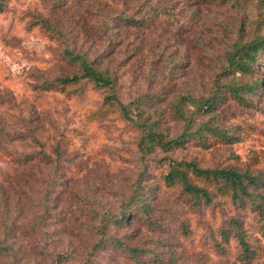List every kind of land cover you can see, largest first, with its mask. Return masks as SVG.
I'll return each mask as SVG.
<instances>
[{"label":"rangeland","instance_id":"rangeland-1","mask_svg":"<svg viewBox=\"0 0 264 264\" xmlns=\"http://www.w3.org/2000/svg\"><path fill=\"white\" fill-rule=\"evenodd\" d=\"M0 6V242L7 248L0 264H264V214L250 202L237 208L221 197L195 206L178 187L165 186L162 167L168 157L250 171L264 182V66L251 76L224 72L236 43L264 37V0H0ZM36 19L56 33L34 25ZM66 47L115 78L133 121L103 104L109 89L88 81L41 91L44 81L79 74L62 56ZM253 79L260 86L242 95L244 103L224 97L232 80ZM215 89L216 116L196 115L188 131L200 122L217 126L234 136L229 143L203 131V145L189 141L171 153L140 155L136 122L178 135L179 99L206 98ZM136 190L147 200L146 214L116 226L111 218L130 209ZM231 220L241 225L248 260L233 234L221 249L214 245ZM134 248L136 258L128 252Z\"/></svg>","mask_w":264,"mask_h":264},{"label":"trees","instance_id":"trees-1","mask_svg":"<svg viewBox=\"0 0 264 264\" xmlns=\"http://www.w3.org/2000/svg\"><path fill=\"white\" fill-rule=\"evenodd\" d=\"M3 11V7L0 6V12ZM34 25L40 26L41 29L48 32L56 33V30L44 20L36 19ZM62 56L68 63L77 66L79 74L44 81L39 86L41 91L50 92L55 89L75 87L83 81H88L96 88L109 89V94L103 99V104L116 107L123 118L133 121L130 116L133 113L132 110L130 107L122 105L114 90L115 78L107 71H102L95 59L91 60V58L75 52L72 47H66L62 52ZM262 56H264V37L255 38L244 44L236 43L231 51L225 55L224 72L232 73L233 76L238 74L239 77L251 76V74L258 73V67L264 66L263 62H261ZM215 86L216 88L220 87L217 84ZM259 86L260 81L257 79L245 84L232 80L230 84L223 87V94H225L224 97L229 95L236 102L244 103L245 100L242 95H250ZM219 102L220 95H217V89L206 98H180L176 109L178 118L184 125V130L172 137L160 132L154 123L136 122L140 131V137L136 145L138 152L142 157L148 158L157 151L171 153L184 149L189 141L203 145L207 139V136H203V131L212 133L222 143H229L234 136H228L217 126L200 122L195 130L188 131L195 121L196 115L216 116V107ZM183 105L191 107L195 112L184 113L181 109ZM164 162L162 167L165 168V175L163 176L165 186L169 188L178 187L182 194L193 200L195 206L199 204L209 206L215 200L217 201L218 197H221L230 200L231 204L237 208L243 207L245 203L250 202L249 204L261 217L264 214V194L260 193V190L264 189V182H262L259 175L233 167L204 169L200 168L194 161H177L168 157L166 160L164 158ZM141 197L139 193L133 195L130 199L132 202L130 209L111 218L112 222L118 227H124L130 219L146 214L147 200H142ZM132 212L133 214H130ZM229 225L228 230L219 231L218 237L220 240L219 242H214V245L220 248V244L225 242L230 234H233L241 246L245 259L248 260L251 250L244 241L241 225L235 220H231ZM6 251L7 248L0 242V253ZM128 252L136 258L140 250L134 248L129 249Z\"/></svg>","mask_w":264,"mask_h":264}]
</instances>
